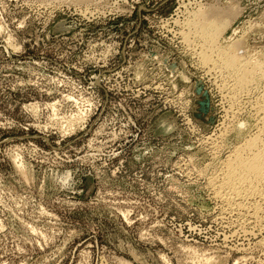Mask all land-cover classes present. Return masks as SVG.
<instances>
[{"label": "rangeland", "instance_id": "1", "mask_svg": "<svg viewBox=\"0 0 264 264\" xmlns=\"http://www.w3.org/2000/svg\"><path fill=\"white\" fill-rule=\"evenodd\" d=\"M208 8L264 69V0H0V264H264L215 190L264 78L203 64Z\"/></svg>", "mask_w": 264, "mask_h": 264}, {"label": "bare ground", "instance_id": "2", "mask_svg": "<svg viewBox=\"0 0 264 264\" xmlns=\"http://www.w3.org/2000/svg\"><path fill=\"white\" fill-rule=\"evenodd\" d=\"M208 9H211V11L204 13L202 12L203 14L197 15L196 18L194 17L195 20L192 17L195 22L193 21L194 23H192L191 27H194L196 29L197 36L199 35L202 38L201 40L204 41L202 42L206 44L208 49L217 52V56L215 57V59H213L214 57L211 58L210 55H212L213 52L211 53L210 50H206V46L204 47L206 48L204 54L202 52L203 56L202 54H200V56H202L204 65L213 62L211 67H214L213 65H215V69H218L220 73L227 74L229 78L232 79L229 80L232 81L231 88H229L235 95H237L238 92H244L245 90H247L250 83L252 81L254 82L255 79L264 78L263 66L258 61L254 62L252 61V59H246L247 57L245 58L240 55L238 53L239 51H237V48L239 47H234L232 46L233 44L229 47L225 46L227 44H219V37L222 36V33H224V29L226 28V26H229L228 24L231 21V14L229 15L230 20L223 17L222 22H220L216 21L217 19H212L214 18L215 11H212V8ZM191 21L189 23H191ZM189 25L190 24H188V26ZM193 31L195 32V30ZM206 51H209L210 55H208L209 53L207 54ZM260 110L262 111L260 112L262 113V115L260 114L262 117H259L258 121L259 131L255 135H252V137H247V140L244 138L245 141L243 142V144L240 143L239 146L236 145V147L232 150L231 155L227 156V158L223 161L220 168V175L218 174V178H215L216 182L214 181L217 194L216 197H219V200L221 199L222 201L224 200L230 204L232 203L238 207H241V210L244 205L253 201L254 204L251 205L253 206L252 210H254V216H256L260 211H264V108L261 107ZM243 125L244 124L242 122L241 124L239 123L238 126L243 127ZM16 159L18 158L16 157ZM24 164L22 163L23 168L25 166ZM212 181L213 180H211L210 184H212ZM246 212L248 213V210ZM250 214L248 216H250Z\"/></svg>", "mask_w": 264, "mask_h": 264}]
</instances>
